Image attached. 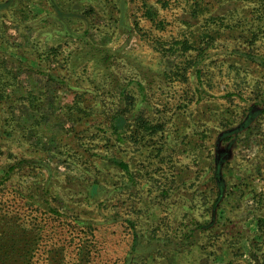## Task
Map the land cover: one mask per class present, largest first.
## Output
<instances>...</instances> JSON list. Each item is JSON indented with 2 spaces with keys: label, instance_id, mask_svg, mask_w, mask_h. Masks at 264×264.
I'll use <instances>...</instances> for the list:
<instances>
[{
  "label": "rangeland",
  "instance_id": "rangeland-1",
  "mask_svg": "<svg viewBox=\"0 0 264 264\" xmlns=\"http://www.w3.org/2000/svg\"><path fill=\"white\" fill-rule=\"evenodd\" d=\"M253 104L264 0H0V264H264V115L199 226L214 142ZM140 118L158 132L128 144Z\"/></svg>",
  "mask_w": 264,
  "mask_h": 264
},
{
  "label": "trees",
  "instance_id": "trees-1",
  "mask_svg": "<svg viewBox=\"0 0 264 264\" xmlns=\"http://www.w3.org/2000/svg\"><path fill=\"white\" fill-rule=\"evenodd\" d=\"M120 102L126 110L136 109V97L129 92H126L125 89L120 92ZM125 112V110H123ZM264 115V108H260L259 105H247L243 110V113H239L235 116H232L231 119H228L226 124L223 125L222 131L219 133L217 139L214 142L212 149V196L210 201V212L211 221H206V223L200 224V228L204 230L211 229L215 227L219 221V211L226 196L228 195V184L226 180V167L233 161L235 155L234 150L237 146V140L248 130L251 129L254 123L258 120L259 117ZM116 122V120H115ZM118 129L124 128L126 124L125 120L119 119L117 121ZM129 131L134 137H128V144H139L140 142L144 143L147 140L138 139V134L140 130L145 128L146 131H151L157 133V125L151 126L149 121L146 119L137 120L135 124L133 123L128 127ZM123 142L126 140L123 139ZM115 164L125 172H129V166L123 161H114ZM215 193V196H214ZM259 222L264 224V219L259 218ZM6 227V226H5ZM2 238H0L1 240ZM1 242V241H0Z\"/></svg>",
  "mask_w": 264,
  "mask_h": 264
},
{
  "label": "crops",
  "instance_id": "crops-1",
  "mask_svg": "<svg viewBox=\"0 0 264 264\" xmlns=\"http://www.w3.org/2000/svg\"><path fill=\"white\" fill-rule=\"evenodd\" d=\"M22 58H24L25 60H27V56H26V53L25 52H23V54H22ZM37 61V60H36ZM42 62V61H41ZM19 64L21 65V62H19ZM18 75H21L22 74V72H19V73H17ZM259 216V215H258ZM259 218H263L264 219V214H263V216H259ZM258 218V219H259Z\"/></svg>",
  "mask_w": 264,
  "mask_h": 264
}]
</instances>
